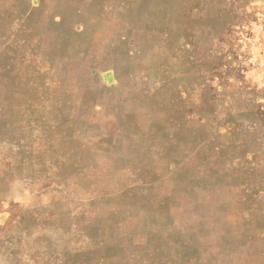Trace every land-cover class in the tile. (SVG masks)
I'll list each match as a JSON object with an SVG mask.
<instances>
[{"label": "rangeland", "instance_id": "374dc122", "mask_svg": "<svg viewBox=\"0 0 264 264\" xmlns=\"http://www.w3.org/2000/svg\"><path fill=\"white\" fill-rule=\"evenodd\" d=\"M264 0H0V264H264Z\"/></svg>", "mask_w": 264, "mask_h": 264}, {"label": "clouds", "instance_id": "9594fccd", "mask_svg": "<svg viewBox=\"0 0 264 264\" xmlns=\"http://www.w3.org/2000/svg\"><path fill=\"white\" fill-rule=\"evenodd\" d=\"M252 83L254 86H258V88H264V73L260 74L259 76L253 74Z\"/></svg>", "mask_w": 264, "mask_h": 264}]
</instances>
